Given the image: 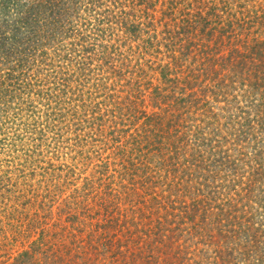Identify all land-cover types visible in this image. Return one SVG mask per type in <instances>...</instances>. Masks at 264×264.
<instances>
[{"label": "trees", "instance_id": "obj_1", "mask_svg": "<svg viewBox=\"0 0 264 264\" xmlns=\"http://www.w3.org/2000/svg\"><path fill=\"white\" fill-rule=\"evenodd\" d=\"M180 2L162 0L153 11L165 32L139 42L138 20L150 12L136 11L134 1L116 13L115 3L96 0H0V63L19 55L27 68L25 51L35 48L44 74L32 73L29 107L51 117L59 106L84 132L65 165L79 180L61 227L12 264H86L104 255L95 244L105 245L107 264H199L203 242L214 247L215 264H264V223L246 209L247 198L228 192L241 169L234 150L250 182L264 181V8L231 13L215 0ZM210 126L213 135L228 134L212 140ZM6 184L0 196L9 187L17 207L22 187ZM225 241L236 242L238 255Z\"/></svg>", "mask_w": 264, "mask_h": 264}, {"label": "rangeland", "instance_id": "obj_2", "mask_svg": "<svg viewBox=\"0 0 264 264\" xmlns=\"http://www.w3.org/2000/svg\"><path fill=\"white\" fill-rule=\"evenodd\" d=\"M133 1L136 11L140 9V11L146 10L150 12L148 16L144 15L145 18L142 16L138 20L140 26H142L138 31L140 33L139 42H143L142 39L146 37L161 35L162 32H165L162 26L166 22L159 12L153 11L160 5L162 0L152 1L155 8L149 7V0H96V5L101 3L103 6H111L115 3L114 10L117 13V10L121 9L122 6L129 8L127 5H133L131 3ZM158 2L159 4H157ZM215 2L222 6L227 4L231 7L232 11L229 10L231 13H236L238 5L251 7L255 5L256 7L264 8V0H253L252 2L255 4L250 0H215ZM185 4L181 3L180 6L184 7L186 6ZM220 15L221 20L226 16L225 13ZM152 21H154V25L144 27L146 23H152ZM173 30L178 31L176 29ZM70 38H68V42H71ZM65 42H67V39L64 40L63 44ZM161 49L163 50V48ZM27 50L25 51L26 56L32 60V64L31 60H29L30 63L27 68L21 66L22 61L18 59L19 55L14 57V59H10L8 63H0V180H4L0 185H5L6 187V183H8V186H12L14 189H16L15 185H17L20 188L22 187L23 191V197L20 199L21 204L19 202L17 207L13 206V202L9 200V187L3 188V197L0 196V264H12L22 251L30 247V243L33 240L43 237L42 233L55 231L56 228L61 227V222L65 219V213L71 208V201H69L71 189L74 186L73 184L79 180L76 178L77 176L67 174L65 165L69 164L70 157H72L69 152L71 146L78 144V140L83 138L82 136L78 137L79 133H84L83 129H76L73 122V113L65 112L59 106L57 116L34 115V112L29 107V103L33 98L36 99L34 92L37 86L32 84L35 82L32 73L36 72L37 69L43 74L44 71L42 70V63L36 66L33 61V53L36 49L30 48V50ZM152 50L157 49L153 47L148 49V52H155ZM44 102H48L46 98ZM42 104L44 103L42 102ZM224 104L222 102L220 106ZM35 105L38 106L37 103ZM52 105L54 106L55 103L53 102ZM211 129L212 126L206 131H211ZM239 130L235 129L233 134L235 137H240L242 134ZM212 132H210V137L212 140H217L216 138L219 135H224L225 133L227 135L228 129H218L217 135H213ZM231 144L232 140L230 138L229 143L226 145L232 146ZM248 145L250 147L251 143H248ZM245 147L247 146L245 145ZM57 149H59L58 157L53 153V150ZM61 154L64 156H60ZM240 156L239 151L234 150L232 157L242 160ZM241 160L237 165L241 169L232 173L234 180L229 186L233 188L228 192H231L232 195L239 199L247 198L246 209L249 212L253 211L255 219L262 220L264 223V195L262 194L264 181L257 177L256 183L252 184L248 174L250 168L248 165L245 166ZM231 194L229 193V195ZM30 216L33 220L29 225H26L25 223L29 221ZM20 223H22L21 228L25 227L26 230L28 229L24 234L18 232ZM168 225L169 221H165V226L167 227ZM82 229H85V227ZM209 229H211V225L206 226V233ZM14 230L15 232L13 233ZM3 235L6 236L5 241L2 240ZM81 236L86 239L89 235L86 230H83ZM94 239V235H92L87 238V241ZM218 241H221V239ZM240 241L242 242L241 239ZM95 245L99 247L104 255L92 254L91 261L86 264H107L108 260L111 261L110 254L104 252L105 245ZM95 245L93 246L95 247ZM224 245H228L235 251V253H232L233 256L235 254L238 255L239 247H237L236 242L231 244L229 241H225ZM187 246L189 245L187 244ZM198 247L201 249L197 252L198 263L215 264L213 258L214 247H211V244L207 246L204 242ZM226 250L224 253L225 257L231 258L232 255H230L231 257L228 256L229 253L231 254L230 248H226ZM104 256L108 257L107 261H102ZM123 258V255L120 256L121 260ZM80 260L82 262L81 258ZM235 261L233 260L234 263L238 264L240 259ZM180 263L186 264L187 262ZM157 264L163 263L158 260Z\"/></svg>", "mask_w": 264, "mask_h": 264}]
</instances>
